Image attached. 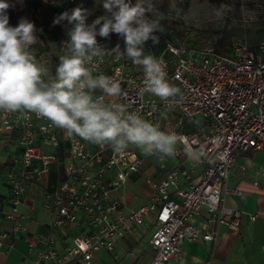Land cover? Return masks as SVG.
I'll use <instances>...</instances> for the list:
<instances>
[{
    "label": "built area",
    "instance_id": "built-area-1",
    "mask_svg": "<svg viewBox=\"0 0 264 264\" xmlns=\"http://www.w3.org/2000/svg\"><path fill=\"white\" fill-rule=\"evenodd\" d=\"M68 39L66 33L59 38L62 55ZM97 40L109 50L117 44L124 50V41L116 34L110 40ZM163 42V50L151 55L163 60L169 83L180 90L171 98L175 103L144 92L143 69L127 58L117 60L110 52L93 65L94 75L120 82L124 95L117 103L128 105L129 111L174 133L178 140L173 156L177 166L164 178L147 179L152 188L149 202L127 215L123 213L126 201L114 197V192L139 174L149 158L155 157L158 170H165L166 156L145 155L135 146L121 155L108 146L68 138L64 130L34 113L0 112V135L16 136L21 150V158L13 160L5 177L9 191L5 219L12 224V238L28 232L21 206L29 183L44 189V206L54 213L52 227L81 229L85 222L89 229L77 234L63 252L52 247L53 237H28L30 250H37L29 264H91L99 252H113L120 239L145 226L150 216L156 226L150 240L155 253L150 264H181L183 244L201 236L194 219L203 210L222 219L240 218L241 212L226 208L225 203L227 196L242 195L228 185L231 173L239 167L238 153L264 148V40L255 47L235 45L227 53L219 52L216 44L185 45L165 36ZM187 124L193 129L186 130ZM188 152L198 158L190 159ZM3 163L0 146V166ZM200 169V182L189 185ZM54 171L58 183L50 189ZM260 176L264 178V171ZM255 184L260 186L259 181ZM216 237V231L203 235L205 241ZM8 238L7 233H0V249ZM11 250L12 245L7 253Z\"/></svg>",
    "mask_w": 264,
    "mask_h": 264
},
{
    "label": "clouds",
    "instance_id": "clouds-1",
    "mask_svg": "<svg viewBox=\"0 0 264 264\" xmlns=\"http://www.w3.org/2000/svg\"><path fill=\"white\" fill-rule=\"evenodd\" d=\"M12 7L9 0H0V112L34 113L64 130L68 138L108 146L121 155L130 146L161 158L176 154L174 133L162 131L129 111L128 105L117 103L124 95L119 81L93 74L94 61L115 53L117 60L127 58L143 69L144 92L176 102L171 98L180 90L169 83L163 60L144 52L149 39L159 42L154 33L163 31L152 0H103V14L90 23L87 12L78 7L57 15L53 25H63L69 39L63 43L66 52L59 57L54 75L31 50L39 41L35 24L21 17L12 26L8 15ZM112 34L124 41L123 51L119 44L109 50L97 40H110Z\"/></svg>",
    "mask_w": 264,
    "mask_h": 264
},
{
    "label": "crops",
    "instance_id": "crops-1",
    "mask_svg": "<svg viewBox=\"0 0 264 264\" xmlns=\"http://www.w3.org/2000/svg\"><path fill=\"white\" fill-rule=\"evenodd\" d=\"M192 129L187 124L186 130ZM16 142V136L0 135L4 162L0 166V233H7L9 236L0 249V264H29L31 260L36 259L37 250H30L28 237L44 240L53 237L52 247L58 252H63L77 234L89 231L85 222L81 229L69 226L63 229L52 227L54 213L44 206V189L29 183L21 206V213L26 217L22 223L28 232L17 233L12 238V224L5 219L9 212V191L5 177L13 165V160L21 158V150ZM45 151L51 153L54 149L45 148ZM165 162L166 169L159 171L157 159H147L141 172L133 175L125 187L114 192V197L126 201L123 211L125 215L129 210H137L149 202L152 188L147 179L164 178L178 164L173 156H166ZM237 162L239 167L231 173L228 185L240 190L242 195L227 196L225 206L241 212L240 218L227 216L222 219L219 214L203 210L194 219L201 236L195 241H186L183 244L181 264H264V178L260 176L264 171V148L238 153ZM201 178L200 169L189 185L198 184ZM257 181L260 186L255 184ZM57 183L58 174L54 171L50 178V189L57 186ZM230 225H237L239 229L234 230ZM155 228L154 217H148L145 226L120 239L113 252H99L91 264H150L155 255L150 246ZM214 231L217 232L215 240L203 239L204 234ZM10 245L12 250L7 253ZM38 248H43V245L40 244Z\"/></svg>",
    "mask_w": 264,
    "mask_h": 264
},
{
    "label": "rangeland",
    "instance_id": "rangeland-1",
    "mask_svg": "<svg viewBox=\"0 0 264 264\" xmlns=\"http://www.w3.org/2000/svg\"><path fill=\"white\" fill-rule=\"evenodd\" d=\"M31 0H9L14 7L8 9L16 19L21 17L33 22L29 10ZM53 9L50 13V36L53 49L58 53L60 36L66 33L63 25H53V19L60 14L62 0H43ZM103 0H81V9L88 14L90 23L103 14ZM131 2V0H130ZM155 18L159 19L163 31L154 33L158 43L149 39L144 46L145 54H159L164 48L163 37L185 45L216 44L220 39L232 47L235 45H257L264 40V0H152ZM152 18L153 14H149ZM34 23V22H33ZM66 24V22H65ZM15 25V26H16ZM31 49L37 61L49 69L50 75L55 65L54 60L45 51L40 40ZM59 55V54H58Z\"/></svg>",
    "mask_w": 264,
    "mask_h": 264
},
{
    "label": "trees",
    "instance_id": "trees-1",
    "mask_svg": "<svg viewBox=\"0 0 264 264\" xmlns=\"http://www.w3.org/2000/svg\"><path fill=\"white\" fill-rule=\"evenodd\" d=\"M131 3H135V0H131ZM29 10L31 12L32 20L36 26L38 31L40 40L42 41L43 45L45 46V51L50 55V57L54 60L55 65L53 67L52 73L55 74V69L59 63V57L62 56L61 53L56 54L55 50L52 46V41L50 36L54 35V31L51 29L50 23V13L53 9L43 0H31L29 2ZM81 8V0H62L61 8L59 9L60 14L64 11H70L74 8ZM9 22L12 26L16 25V19L13 14L9 13ZM71 27V26H69ZM114 34H112L113 36ZM173 41H175L172 38ZM146 44V43H145ZM145 46V45H144ZM216 46L219 52L227 53L231 49V45L227 44L224 40L220 39L216 42ZM251 47H255L256 45H249ZM59 47V45H58ZM32 49H35L34 45ZM59 54V55H58ZM60 156L61 153H60Z\"/></svg>",
    "mask_w": 264,
    "mask_h": 264
}]
</instances>
